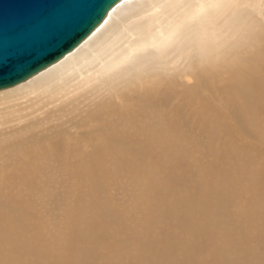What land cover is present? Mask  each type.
<instances>
[{
  "label": "rangeland",
  "instance_id": "1",
  "mask_svg": "<svg viewBox=\"0 0 264 264\" xmlns=\"http://www.w3.org/2000/svg\"><path fill=\"white\" fill-rule=\"evenodd\" d=\"M256 18L262 21L263 16ZM231 50L232 61L218 67L201 66L198 82L191 79L174 93L168 88L164 109L150 114L151 132L136 128L132 131L135 142L119 147L101 145L105 148L98 155L94 154L99 150H94L95 142H86L87 136L76 126L85 118V113L78 111L91 107L96 99L87 98L77 111L64 110V99L49 105L32 97L0 101V114L5 113L0 117V264H72L78 254L89 249L95 257L86 264H136L138 244L147 233L158 249L171 247L170 255L179 258V244H194L201 251L197 264H211L213 254L229 239L222 234L223 227L230 229L225 233H231L232 244L239 237L243 240L232 264H246L244 257L250 253L262 256L264 236L259 227L264 219L252 221L246 213L253 212L250 199L254 191H264V179L255 177L259 165L264 166V104L259 98L263 109L246 110V117L240 119L230 107L236 102L237 85L245 87L256 79L263 84L264 101V43L260 40ZM62 107L63 111L57 112ZM215 114L220 119L212 123ZM70 119L72 126L66 122ZM93 123L102 125L103 133H122L124 127L115 121L97 120L85 127L99 128ZM204 123L208 134L201 130ZM57 125L64 131L47 135ZM225 126H232L233 132L224 133ZM38 134L56 142L61 156L45 157V149L53 145L47 140L32 147L26 144L38 139ZM167 135L171 138L166 139ZM32 151L39 160L32 157ZM135 151L142 156L133 157ZM84 152L90 154L89 159L82 158ZM149 165L157 169L146 179L142 175L148 174ZM167 168L172 172L170 182L163 189L156 187V181L167 179ZM152 175L157 177L149 183ZM169 195L172 199L162 204L160 200ZM180 197L196 204L191 218L204 228V238H189L193 230L197 232L193 227L178 231L181 222L176 199ZM216 197L226 199L218 212L210 204ZM150 198L152 203L147 206ZM260 204L264 207V201ZM103 210L120 213V234L125 237L119 236L112 222L101 235L95 223L84 221L105 214ZM217 214L223 218L218 220ZM155 216L158 221L152 228L148 223ZM27 230L36 250L26 244L23 251H14L12 244ZM156 233L162 235L156 237ZM41 250L45 253H39Z\"/></svg>",
  "mask_w": 264,
  "mask_h": 264
},
{
  "label": "bare ground",
  "instance_id": "2",
  "mask_svg": "<svg viewBox=\"0 0 264 264\" xmlns=\"http://www.w3.org/2000/svg\"><path fill=\"white\" fill-rule=\"evenodd\" d=\"M257 16H263L262 21L257 20ZM263 22L264 0H118L74 47L19 83L0 89V101L32 97L33 101L45 100V105H49L64 99L66 100L64 110L73 108L77 111L82 105L81 102L87 98L96 99L91 107L86 106L78 111L77 114L85 113V118L76 123V126H80L87 136L86 142H95L94 150H99L94 154L98 155L100 149L105 148H100L101 145L110 144L115 147L135 142L132 131L136 128L149 131L150 114H156L164 109L168 88L171 89V93H174L179 88H184L191 79L198 82L201 79V66L218 67L221 63L232 61V48L243 49L247 45L259 43L260 40L264 43ZM174 84L176 86L172 87ZM262 85V82L257 79L255 82L247 83L245 87L237 85L238 92L236 96L234 95L236 102L231 104L230 111L234 112L238 119L246 117V110L263 109L261 106L264 104ZM69 96L71 97L68 98ZM230 98L228 97L229 103ZM259 98L262 99L261 104ZM47 100L51 101L46 103ZM64 107L57 112L63 111ZM117 109H122L123 112ZM4 115L5 113L2 112L0 117ZM217 119L220 117H216L215 114V118L213 120L211 118L210 122L213 123ZM96 120L98 123L115 121L124 126L123 131L122 133H103L100 128L102 125L96 123L91 125L99 126L97 129L85 127ZM66 122L71 126L74 124L71 119ZM206 124H202L201 130H205L208 134ZM231 129L232 126H225L223 132H233ZM61 131H64V128L57 125L47 135ZM36 136L38 139L36 137L30 139L26 144H31L32 147L34 144L47 140L53 145L45 149V157L52 159L57 155L61 156L62 151H58L61 147L57 146L56 142H50L43 134ZM170 138L171 136H166V139ZM20 143L21 141L17 147H20ZM249 145L252 143L250 142ZM23 147L26 154L30 153L27 146ZM142 154L135 151L133 157H139ZM230 154L231 157H229ZM81 156L89 159L90 154L84 152ZM32 157L39 160V155L34 152ZM228 158L233 160L231 151L230 153L228 151ZM156 169V165L155 167L149 165L148 174L142 176L149 179L152 170L155 172ZM169 170L171 169L167 170V179L155 180L156 187L163 189L168 185L170 182L168 177L172 173ZM258 173L256 172V179H264V166L259 165ZM156 177L152 175L148 182H152V179ZM218 178L220 177L217 175L216 179ZM261 193L264 191L259 188L254 191L250 199L254 204L251 206L253 212L246 214L252 221L260 222L259 220L264 219V207L260 204V201H264V196H261ZM170 195L161 199V203L172 199ZM225 200L221 201L216 197L214 201L213 199L210 201V204L215 205V212L225 207ZM145 202L147 203L146 200ZM151 203L150 198L147 206ZM176 203L179 206L178 218L181 222L178 231L193 227L197 232L193 230L194 233L192 232L189 238L194 241L204 238L205 235H201L204 228L200 223L195 224L191 218L196 204L183 197L176 199ZM103 212L105 214H99L97 218H92L93 220L84 221L95 223L102 230L101 235L106 234V225L112 222L119 236L125 237L124 233L120 234L122 222L120 213L112 210H103L101 213ZM218 214L217 218H223ZM157 221L158 218L155 216L148 224L153 228ZM259 228L262 229L264 236V224ZM199 230L201 232H198ZM229 230L227 227L222 228V234L229 239H225L227 242L225 247H221L213 254L211 264H232V258L239 255L240 243L243 240L239 237V240L232 244L231 233H225ZM150 232L155 233L153 230ZM155 235L160 237L162 234ZM250 237L255 238L251 235ZM17 240L12 244L14 251H23L27 245L36 250L29 230ZM141 240L137 248L136 264H197L201 257V251L194 244H179L177 250L180 251L179 255H182L179 258L170 255L171 247L158 249L154 244V238L148 233ZM39 253H45V250ZM260 255L247 254L244 262L264 264V254ZM94 257L93 249H89V252L78 254L72 260V264H86L93 261Z\"/></svg>",
  "mask_w": 264,
  "mask_h": 264
},
{
  "label": "water",
  "instance_id": "3",
  "mask_svg": "<svg viewBox=\"0 0 264 264\" xmlns=\"http://www.w3.org/2000/svg\"><path fill=\"white\" fill-rule=\"evenodd\" d=\"M118 0H0V89L74 47Z\"/></svg>",
  "mask_w": 264,
  "mask_h": 264
}]
</instances>
